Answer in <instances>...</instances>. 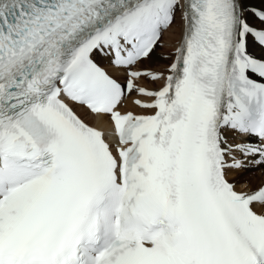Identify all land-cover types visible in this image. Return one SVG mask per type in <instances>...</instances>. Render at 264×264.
Listing matches in <instances>:
<instances>
[{
  "label": "snow or ice",
  "instance_id": "snow-or-ice-1",
  "mask_svg": "<svg viewBox=\"0 0 264 264\" xmlns=\"http://www.w3.org/2000/svg\"><path fill=\"white\" fill-rule=\"evenodd\" d=\"M259 3L0 0V264H264Z\"/></svg>",
  "mask_w": 264,
  "mask_h": 264
},
{
  "label": "bare ground",
  "instance_id": "bare-ground-1",
  "mask_svg": "<svg viewBox=\"0 0 264 264\" xmlns=\"http://www.w3.org/2000/svg\"><path fill=\"white\" fill-rule=\"evenodd\" d=\"M252 3H255L258 7H260L259 0H251ZM165 42L167 46V36L165 37ZM165 50V49H164ZM162 53H165L162 52ZM160 57V55H159ZM159 57H157L155 54L153 56V59L147 63L153 65V66H159L163 67V63L159 61ZM134 111H139L138 109H133ZM89 123H92L91 119L88 120ZM230 180H234L237 184V190L240 189V185L249 182L252 186H256L259 184L262 180H264V170L261 169H249L246 172L243 173H232L229 175Z\"/></svg>",
  "mask_w": 264,
  "mask_h": 264
},
{
  "label": "rangeland",
  "instance_id": "rangeland-1",
  "mask_svg": "<svg viewBox=\"0 0 264 264\" xmlns=\"http://www.w3.org/2000/svg\"><path fill=\"white\" fill-rule=\"evenodd\" d=\"M257 7H258V6H257ZM164 49H165V50H164ZM164 51H165V53H169V52L172 51V49H171L170 47H168V46H165L164 48H158L157 51H156V53H155V55H156L157 57H159V55H161V53L164 52Z\"/></svg>",
  "mask_w": 264,
  "mask_h": 264
}]
</instances>
